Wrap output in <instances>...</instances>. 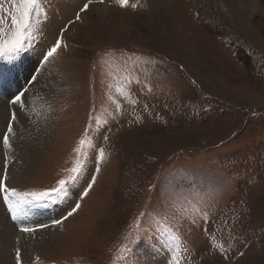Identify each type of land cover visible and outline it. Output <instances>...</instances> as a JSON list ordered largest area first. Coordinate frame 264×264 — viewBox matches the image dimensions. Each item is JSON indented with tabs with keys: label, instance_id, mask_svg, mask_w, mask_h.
Here are the masks:
<instances>
[{
	"label": "rangeland",
	"instance_id": "374dc122",
	"mask_svg": "<svg viewBox=\"0 0 264 264\" xmlns=\"http://www.w3.org/2000/svg\"><path fill=\"white\" fill-rule=\"evenodd\" d=\"M84 2L42 0L28 51L0 61V134L16 115L10 143L30 122L11 100L51 82L41 99L51 126L40 143L49 142L23 177L5 157L6 186L50 191L81 167L63 197L25 209L35 212L25 225H48L33 234L9 219L0 194L10 264L17 249L20 264H264V0H94L80 12ZM11 12L0 0L5 32ZM57 38L62 47L41 64ZM48 230L61 240L35 250Z\"/></svg>",
	"mask_w": 264,
	"mask_h": 264
},
{
	"label": "snow or ice",
	"instance_id": "6c2138e0",
	"mask_svg": "<svg viewBox=\"0 0 264 264\" xmlns=\"http://www.w3.org/2000/svg\"><path fill=\"white\" fill-rule=\"evenodd\" d=\"M12 4V12L10 14L11 20V28L10 31L5 32L0 26V61H13L17 57L21 56V54L26 53L33 42L35 36L34 32L38 26V21H34V17L43 13L44 9L42 7V0H10ZM94 0H86L83 3V6L80 8V12H86L90 10V5H92ZM99 3H103L104 0H98ZM117 6L123 8L129 6V0H115ZM132 8H136L137 4H131ZM81 16L78 12L76 14V20H80ZM71 23V21H70ZM66 29L61 30V37L63 32ZM62 47L61 38H57L53 45L47 49L45 54H43L41 59V64H47L51 58H53L57 51ZM35 77H33V81H35ZM24 93L21 92L18 95H15L14 99L11 100L13 105H20L24 107L26 105V101L22 100ZM16 120L15 113L12 114L11 120L7 125V132L0 134L2 135L3 147L5 149H10V134L13 132V123ZM107 140L108 138L105 136L104 138ZM85 141H81L83 144ZM103 150H100L99 157L97 159V167L96 171L99 172V162L103 159ZM3 178H0V194H2L3 202L8 206V212L11 214V218L13 221H20L19 231L24 234H33L36 231L48 227V225L43 224L37 227L27 226L23 223L22 217L25 214V209L27 207H35L37 205L42 204L44 201L55 202L56 198L63 197L66 193V187L68 184L72 183L78 178L80 174L81 167L78 165L72 169V174L69 175L66 179H61L58 181V184L53 187L50 191L39 192V193H19L15 190V188H10L6 186L5 181L7 180V165H4L3 168ZM95 175L92 177V181L88 184V188H86L81 196L83 199L84 196L88 194V191L91 189L92 184L95 183ZM80 204L77 203L71 211L67 213L62 219H57L53 221V226L61 224L63 220L72 216L77 209H79ZM172 239H175L174 237ZM217 245L213 244V248H216ZM220 250L223 251V246H219ZM123 251V250H122ZM122 259V257H120ZM20 251L17 249L16 251V262L20 264ZM175 264H178L175 257H173Z\"/></svg>",
	"mask_w": 264,
	"mask_h": 264
},
{
	"label": "bare ground",
	"instance_id": "6f19581e",
	"mask_svg": "<svg viewBox=\"0 0 264 264\" xmlns=\"http://www.w3.org/2000/svg\"><path fill=\"white\" fill-rule=\"evenodd\" d=\"M92 10H95L98 15L101 14L100 12H102L104 16L106 15L105 13L106 11L104 10L103 6H94L92 7ZM163 12H166V11H163ZM82 18L86 20V14L82 15ZM74 27H75V24L72 25L71 28L67 31V35L69 34L70 30H72ZM15 63H17V61L14 63H11L10 65H13ZM27 65H29V63L24 64L23 67L20 66L19 72L23 71L22 75L25 74V72L27 71L32 72L30 68L27 69L29 67V66L26 67ZM33 68H34V65H33ZM14 71H17L16 66H15ZM40 72L43 73L44 70L42 69ZM41 79H43V77ZM50 87H51L50 79L47 78L46 80H44V82L41 83L40 78H39L36 80L35 86L31 89V92H29L27 94V97L23 99L26 101V105L24 107H21L22 108L21 116L19 115L18 119L21 117L28 118L29 116L30 122L26 123L23 120L21 121V128L20 130L18 129L19 131L17 133V139L14 142L10 143L11 144L10 149L3 148L2 146L3 144L0 142V176L2 172V163H3V160H5V157L7 158L6 160L10 159L11 161H13L12 164H13V167H15V172L19 174L21 177L25 176L28 172H31L32 171L31 167L35 164L34 156H35L36 148L40 147L41 145H46L49 142L48 141V142L40 143L41 141H43L41 129L46 130L47 127L51 126L49 125V122H48L49 110L47 108L49 107H47V102H46L47 99L41 101V99L46 98V96L49 95ZM30 115H32V117H30ZM0 118H4L2 117L1 113H0ZM2 209L4 208H2V204L0 201V225L3 227L2 230H0V264H10L7 254H5V245L6 246L10 245V243L6 242V240H7V236L10 235L11 233L10 231L12 229L10 228L8 221H6L5 219L6 214L5 212L3 214ZM36 213H37L36 214L37 216L40 215L39 212H36ZM32 218H33L32 220L35 219L34 214L32 215ZM40 218L44 219L43 215ZM13 235L15 236V234ZM13 235H12V238L14 237ZM60 236H61L60 234H57L49 230L46 231L45 233H42L41 235L37 234L33 247L35 248V250L39 251V249L54 246V244H56L59 240H61Z\"/></svg>",
	"mask_w": 264,
	"mask_h": 264
}]
</instances>
